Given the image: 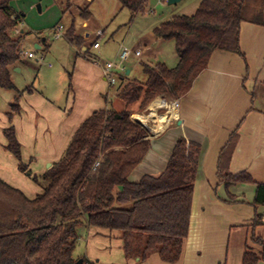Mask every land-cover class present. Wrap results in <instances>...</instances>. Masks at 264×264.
<instances>
[{"label":"trees","instance_id":"obj_1","mask_svg":"<svg viewBox=\"0 0 264 264\" xmlns=\"http://www.w3.org/2000/svg\"><path fill=\"white\" fill-rule=\"evenodd\" d=\"M12 1L0 0V89L6 90L14 89L10 70L20 61L23 37L16 34L23 16L14 12ZM116 1L130 13V21L148 7V0ZM79 15L87 20L88 7ZM242 22L264 26V0H201L192 15H176L156 26V39L174 41L176 66L140 62L142 78L120 75L111 86L117 93L108 100V107L93 111L62 156L40 175L23 163L13 127L3 129L5 149L17 159L18 170L41 191L29 198L0 178V264H78L79 260L95 264L73 255L78 228L83 226L117 232L126 259L144 261L157 254L164 262H177L189 231L201 147L179 138L161 174L129 181V174L150 148L148 133L131 119L133 107L143 110L159 96L168 100L185 96L215 51L242 56ZM74 31L71 25L65 36L71 38ZM18 111L17 96L7 116ZM227 152L221 154V162L228 158ZM100 156V167L92 173ZM217 174L226 188L254 183L246 172L231 174L219 168ZM254 184L251 206L256 210L264 206V184ZM259 226L264 223L255 213L249 225L253 246L246 248L242 264H257L263 258L264 236L255 234Z\"/></svg>","mask_w":264,"mask_h":264},{"label":"crops","instance_id":"obj_2","mask_svg":"<svg viewBox=\"0 0 264 264\" xmlns=\"http://www.w3.org/2000/svg\"><path fill=\"white\" fill-rule=\"evenodd\" d=\"M162 22L155 20L143 40L132 47L141 49L142 57L162 55L159 48L153 53L159 42L153 29ZM90 23L88 18L81 22V27L86 29ZM87 35V31L82 36L74 31L71 38L64 36L78 49L72 71H57L50 77L38 73L32 84L20 88L12 75L21 72L20 61L11 67L15 70H10L15 93L11 101L18 96L19 111L11 118L7 116L8 110L0 111V178L29 198L41 189L18 170L17 159L5 149L3 129L13 127L23 163L40 175L62 156L79 125L93 111L108 107L112 89L95 60H115L125 45L118 44L109 59L101 52V45L98 51L92 49L89 53L92 36ZM34 46L43 47L40 43ZM239 49L242 56L225 51L211 54L189 92L178 99L176 117L166 119L168 122L159 133L147 136L150 148L128 176L129 181L137 182L144 175L161 174L179 138L200 145L189 231L179 260L167 263L157 254L144 261L126 259L117 232L86 226L82 227L84 238L78 239L83 247L75 258L95 264H242L246 248L253 246L249 241V225L255 213L264 223V206L256 210L251 206L254 183L264 184V26L242 22ZM149 58L143 57L142 62L156 63ZM125 74L131 75L128 66ZM38 81L39 86L35 84ZM12 102L7 104L8 109ZM225 151L228 158H222L221 162ZM219 168L231 174L246 172L254 183H237L226 188L219 180ZM255 234L263 237L264 226L257 227ZM257 264H264V253Z\"/></svg>","mask_w":264,"mask_h":264},{"label":"rangeland","instance_id":"obj_3","mask_svg":"<svg viewBox=\"0 0 264 264\" xmlns=\"http://www.w3.org/2000/svg\"><path fill=\"white\" fill-rule=\"evenodd\" d=\"M200 1L181 0L177 4L169 5L167 0H148L146 10L150 9L152 13L137 15L132 21H130V13L126 9H121L116 0L12 1L11 7L14 12L23 16L21 24L17 27L19 33H16L17 35L23 34L20 48L21 58L18 65L21 72L12 73L13 82L21 88L32 84L38 73L50 77L51 75L54 76L52 73L57 71H72L74 57L78 53V49L66 38H60L59 40L54 38L52 27L58 24L62 25L65 31L73 25L79 36L87 31L89 37H91L95 29L104 30L105 39L101 41V52L106 58L111 59L117 50L118 44L123 43L127 47L135 46L140 39L143 40L155 20L162 22L176 15H192ZM85 6L88 7L90 12L91 23L88 28L83 29L79 12ZM35 43L43 45L42 49L35 47ZM158 48L161 50L162 55H151L152 58H149L148 55L144 54L143 57L156 62H164L169 68L175 67L178 58L174 41L159 40L158 45L153 47V53ZM91 50H89V53L93 52ZM27 53H32L34 57L27 58ZM143 57L131 60L127 65L131 68V77L142 78L140 62L142 63ZM49 64L51 67H48ZM11 71L15 70L12 69ZM35 84L39 86V81ZM115 93H117L116 88L113 89L112 95L115 96ZM14 94L13 90L0 89V111L8 110L7 104L12 102ZM165 99L170 101L166 97ZM148 105L143 110L138 109L137 105L134 106L131 119H135V116L148 114ZM78 235L81 237L79 239H83L85 229L78 228ZM82 247L83 242L78 241L73 255L78 256L79 249Z\"/></svg>","mask_w":264,"mask_h":264},{"label":"built area","instance_id":"obj_4","mask_svg":"<svg viewBox=\"0 0 264 264\" xmlns=\"http://www.w3.org/2000/svg\"><path fill=\"white\" fill-rule=\"evenodd\" d=\"M163 1V0H159ZM145 13H152L150 9L145 10ZM16 33H19L18 29ZM52 33L55 39L64 38L65 36V28L62 25H56L52 27ZM88 36V37H87ZM86 37L89 38V35ZM104 39V31L101 29H95L92 35V39L89 41L88 48L98 51L100 49L101 41ZM28 57H32V53L26 54ZM142 56V50L139 48H132L127 46H121L120 52L118 57L115 60L109 61H99L95 60L96 64L101 68V73L104 80L107 84L111 87L117 83L118 77L122 74H125L127 71V64L130 62L132 58L138 59ZM159 102L155 105L154 110L158 115L164 114L166 119H173L172 117V110H177L179 106V101L177 100H170L167 101L164 97L159 96ZM156 100V98L154 99ZM153 100V101H154ZM148 110V108H147ZM149 111V110H148ZM162 111V112H160ZM149 113V112H148ZM143 116V115H142ZM148 116V114H147ZM136 121V119H135ZM146 123L153 126L155 125L152 122V119H147ZM146 123H141L140 126L143 127L148 135L159 133L160 131H153L151 128L147 127ZM102 161V156H100L97 161L94 163L91 172L96 173L100 167V163Z\"/></svg>","mask_w":264,"mask_h":264},{"label":"bare ground","instance_id":"obj_5","mask_svg":"<svg viewBox=\"0 0 264 264\" xmlns=\"http://www.w3.org/2000/svg\"><path fill=\"white\" fill-rule=\"evenodd\" d=\"M159 98H156V100L152 101L149 105H148V110H149V113H148V116L147 114L146 115H140V116H135V119L141 123H146V120L147 119H156L157 120V123L154 121L153 123L155 125L151 126L149 125L148 123L147 124V127L151 128L153 131H160L163 129L164 125L168 122V120H166V117L164 114L162 115H158L156 113V111L154 110V107L155 105L159 102ZM172 117H176V111L175 110H172Z\"/></svg>","mask_w":264,"mask_h":264},{"label":"water","instance_id":"obj_6","mask_svg":"<svg viewBox=\"0 0 264 264\" xmlns=\"http://www.w3.org/2000/svg\"><path fill=\"white\" fill-rule=\"evenodd\" d=\"M180 1H181V0H167V4H169V5H174V4H177V3L180 2ZM136 123H137L138 125H141L140 122L137 121V120H136ZM47 167H49V165H48ZM78 264H81V261H80V260L78 261Z\"/></svg>","mask_w":264,"mask_h":264}]
</instances>
